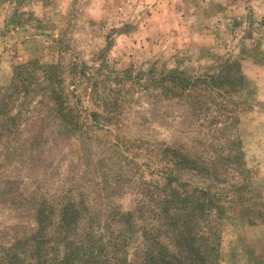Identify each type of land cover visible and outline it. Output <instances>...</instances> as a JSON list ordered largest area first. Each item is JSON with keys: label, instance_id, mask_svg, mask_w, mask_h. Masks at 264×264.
<instances>
[{"label": "rangeland", "instance_id": "obj_1", "mask_svg": "<svg viewBox=\"0 0 264 264\" xmlns=\"http://www.w3.org/2000/svg\"><path fill=\"white\" fill-rule=\"evenodd\" d=\"M29 62L36 68L58 65L67 104L83 110V130L59 135L62 122L45 82H34L26 97L11 96L20 83L16 67ZM82 64L89 77L76 82L72 70ZM225 71L226 79L204 89L202 108L185 107L178 98L168 101L148 87L160 84L156 80L164 72L189 80ZM119 90L129 94L124 101ZM117 98L120 134L134 145L130 163L115 150L106 128L93 127L89 114L97 111L104 123L106 107ZM3 107H14L15 114L22 107L23 114L11 121ZM226 137L243 140V155L241 162L221 164L229 168L220 186V193H227L217 223L221 264H257L261 255L264 262V0H0V257L21 244L25 248L17 250L29 253L21 264L35 259L31 239L41 232L39 210L53 211L45 228L52 238L58 234L59 208L70 199L88 209L80 208L83 219L71 236L84 242L93 234L97 210L134 209L141 197L149 199L143 180L157 182L156 190L164 194L166 182L156 175L150 153L154 146L174 145L207 157L224 147L225 156L230 153ZM183 174L193 185L205 184ZM124 175L130 182L121 183ZM75 181L81 189L70 192ZM244 197L257 225H246L242 202H234ZM94 216L99 223L103 219ZM148 223L162 222L151 218ZM138 235L131 246L140 241Z\"/></svg>", "mask_w": 264, "mask_h": 264}, {"label": "trees", "instance_id": "obj_2", "mask_svg": "<svg viewBox=\"0 0 264 264\" xmlns=\"http://www.w3.org/2000/svg\"><path fill=\"white\" fill-rule=\"evenodd\" d=\"M238 68L242 71L240 64H238ZM87 70L85 64L75 65L72 70L74 79L79 77L75 81L78 82L80 78L89 77ZM153 71L154 68L150 72ZM165 73H161L160 78L156 80L161 81L160 84H149L148 87H155L168 101H177L175 98H178L184 101L185 107L191 105L197 108L207 105L206 95L203 96V91L208 88V84L214 85L217 81L221 82L229 74L225 71L224 75L192 77L188 78L189 80H182L178 76L180 74ZM240 74L243 75L241 72ZM15 79H19L20 82L11 95L16 96L15 99H19L20 96L26 97L34 82V84L45 82L48 85V91L56 107L55 117L62 122L60 136L65 132L74 133L75 130L84 129L86 121H82V108L78 105L73 107L67 104L65 96L67 93L62 85L63 78L58 65H39L36 68L32 62L24 63L16 67ZM176 81H181V83ZM219 86L221 84L209 89L218 90L221 88ZM119 91L120 94H123V97L119 98L124 101L129 94L126 91ZM74 93L73 90L68 94L73 96ZM187 102L190 103L187 104ZM119 104L120 99L117 98L108 105L109 107H106L109 117L105 119L104 123H100L97 111L91 110L89 114L93 115L91 117L94 123L93 127L95 129L106 128V131L111 133L114 138L112 142L115 150L121 152L124 160L129 161L130 154L128 152L132 151L134 145L129 139L126 141V137L120 134V129L123 126L117 122L118 113L122 114V107H118ZM3 108L1 112H6L5 117H11V121L17 120L23 114L22 107H17L16 114L13 112L14 107ZM218 131L224 130L219 128ZM227 141L230 153L225 156L221 153L223 146V148L215 149L214 156L207 154L210 157L198 153L191 154L174 145H164L157 150L154 146L150 153L156 157V175L163 177L166 182L164 194L161 195L156 190V187L160 189L157 182L154 186L143 180L141 182L144 188L143 192L149 199L141 197L134 209L124 210L120 205H114L112 208L97 210L96 213H93V234H87V239L84 242L78 243L71 239L76 225L78 226L83 219L84 212L81 210L88 211L87 208L80 205L81 203L77 204L74 199H70L59 208V221L56 226L58 234L52 238L45 233V228L49 226L48 220L50 215H53V211L46 206L41 207L37 219L41 225V232L31 239L35 246L37 245L31 255L35 259L32 258L30 263L25 264H221L222 232L217 223L224 217L223 201L227 200L225 199L227 193L224 191L220 193V186L226 183L225 179H222L224 171H229V168L221 169V164L230 166L234 163L233 161L241 162L243 155L241 149L243 140L241 138L229 140L228 137ZM237 145L239 146L237 147ZM132 161L135 163L136 160ZM132 165L135 168L137 164ZM182 173L198 176L205 184L193 185L191 179L184 178ZM120 179L121 183L122 181L125 183L129 181L130 177L124 175ZM70 184L72 188L70 192L81 189L80 183L77 181ZM151 186L155 188L154 191H148L147 188ZM247 200L244 197L235 199L234 202L244 204L248 202ZM94 214L97 219L99 215L103 216L100 223L95 219ZM151 218H157L162 223L160 225L148 223ZM250 222L254 224V221ZM116 223L119 227L114 229L113 225ZM126 233H129L128 236ZM137 233L140 235V241L132 245L136 247L133 256L130 257L131 244L137 239V237L135 238ZM19 246L12 247L8 254L1 255L0 264H21L23 259H27L29 253L26 250L22 252L17 250ZM22 248L25 247L22 246ZM62 248L64 253L59 254ZM39 253L42 256L37 258L36 254L39 256Z\"/></svg>", "mask_w": 264, "mask_h": 264}, {"label": "crops", "instance_id": "obj_3", "mask_svg": "<svg viewBox=\"0 0 264 264\" xmlns=\"http://www.w3.org/2000/svg\"><path fill=\"white\" fill-rule=\"evenodd\" d=\"M250 207H251L250 203L249 204H247V203L239 204V209L241 208V209L245 210V213H246L245 215H243V219H244L243 221L245 223H247L246 225H248V226H254V225H257L258 222L254 221V224H251V222H250V221H252L251 217H250L249 213L246 212V211L249 212ZM244 252H245V254H249L247 250H244L243 251V255H244ZM261 257H262V255L258 257L259 259H261V261L259 263H257V264H264V262L262 261Z\"/></svg>", "mask_w": 264, "mask_h": 264}]
</instances>
